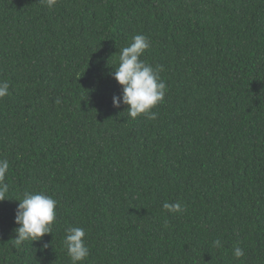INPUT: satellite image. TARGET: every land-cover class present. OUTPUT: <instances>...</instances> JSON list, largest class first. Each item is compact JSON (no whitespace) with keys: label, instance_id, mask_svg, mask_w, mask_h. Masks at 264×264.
Here are the masks:
<instances>
[{"label":"trees","instance_id":"1","mask_svg":"<svg viewBox=\"0 0 264 264\" xmlns=\"http://www.w3.org/2000/svg\"><path fill=\"white\" fill-rule=\"evenodd\" d=\"M136 34L167 85L154 120L112 102ZM0 80V264H71L69 227L82 264H264V0H0ZM25 192L57 219L18 245Z\"/></svg>","mask_w":264,"mask_h":264},{"label":"clouds","instance_id":"2","mask_svg":"<svg viewBox=\"0 0 264 264\" xmlns=\"http://www.w3.org/2000/svg\"><path fill=\"white\" fill-rule=\"evenodd\" d=\"M48 8H52L57 0H44ZM151 48V41L142 34L132 37V42L119 50L118 66L111 73L115 81L121 86L120 95L112 98L113 106H126L130 118L136 119L141 115L149 119H156L157 114L152 111L158 104L163 103L167 85L161 79L163 71L161 65L153 67L141 57ZM10 84L7 80H0V100L10 95ZM59 103V100H57ZM9 161L0 159V202L6 200L9 184L6 177L9 171ZM15 223L16 244L24 242H39L47 234H52L53 225L57 219L58 202L42 192H25L19 200ZM163 208L171 213H183L185 209L180 203H164ZM63 244L71 260V264H82L90 251L86 244V232L81 227L65 229ZM215 247H221L220 240L214 241ZM48 244H43L47 248ZM235 258H242L244 250L236 246L233 249Z\"/></svg>","mask_w":264,"mask_h":264}]
</instances>
